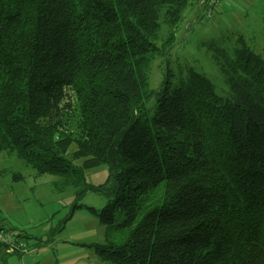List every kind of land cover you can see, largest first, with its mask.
<instances>
[{
    "label": "trees",
    "instance_id": "16d2710c",
    "mask_svg": "<svg viewBox=\"0 0 264 264\" xmlns=\"http://www.w3.org/2000/svg\"><path fill=\"white\" fill-rule=\"evenodd\" d=\"M189 5L206 17L216 8L0 0V152L74 190V209L101 195L104 243L93 248L112 264H264V58L242 37L211 48L223 96L192 69L176 85L169 74L148 83ZM100 165L106 180L88 183ZM0 233L21 241L1 218Z\"/></svg>",
    "mask_w": 264,
    "mask_h": 264
},
{
    "label": "rangeland",
    "instance_id": "374dc122",
    "mask_svg": "<svg viewBox=\"0 0 264 264\" xmlns=\"http://www.w3.org/2000/svg\"><path fill=\"white\" fill-rule=\"evenodd\" d=\"M211 2L216 8L208 18L196 6L189 5L185 10L169 55L156 58L150 64L151 89H156L167 74L176 85L187 70L192 69L209 78L216 93L223 96L226 87L211 61V48L232 50L239 37L264 58V0ZM167 31L162 26L160 36L164 37ZM154 104V100L146 104L149 114ZM17 175L20 178H16ZM107 175V165L85 171L86 181L93 185L104 183ZM55 180L49 175L36 176L14 154L0 152V218L9 232L22 235L20 240L26 244L22 262L112 264L102 260L93 248L94 244L104 243L105 228L97 217V212L105 205L104 198L88 192L81 198V207L74 209V190L56 191ZM20 263L17 254H6L0 249V264Z\"/></svg>",
    "mask_w": 264,
    "mask_h": 264
},
{
    "label": "built area",
    "instance_id": "2783aa9c",
    "mask_svg": "<svg viewBox=\"0 0 264 264\" xmlns=\"http://www.w3.org/2000/svg\"><path fill=\"white\" fill-rule=\"evenodd\" d=\"M14 237L11 234H4V233H0V242L5 244L7 243L8 245V252H14L16 251H20L22 253L25 252V246L26 244L23 243L22 241H14ZM20 264H23L22 262Z\"/></svg>",
    "mask_w": 264,
    "mask_h": 264
},
{
    "label": "crops",
    "instance_id": "0c3cea01",
    "mask_svg": "<svg viewBox=\"0 0 264 264\" xmlns=\"http://www.w3.org/2000/svg\"><path fill=\"white\" fill-rule=\"evenodd\" d=\"M0 249H1V250L3 251V253H4V250H3V248H1V247H0ZM7 254H8V253H7Z\"/></svg>",
    "mask_w": 264,
    "mask_h": 264
}]
</instances>
